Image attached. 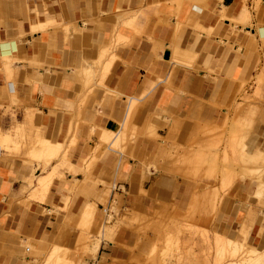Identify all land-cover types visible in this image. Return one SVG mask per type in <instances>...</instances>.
Instances as JSON below:
<instances>
[{
    "label": "crops",
    "instance_id": "crops-1",
    "mask_svg": "<svg viewBox=\"0 0 264 264\" xmlns=\"http://www.w3.org/2000/svg\"><path fill=\"white\" fill-rule=\"evenodd\" d=\"M120 127L137 134L123 150L103 139ZM232 149L264 166V0H0V264L57 247L80 264H139L148 226L132 220L158 226L171 210L263 252L257 181L205 203L229 179L196 167L217 152L233 164ZM107 200L121 217L108 221Z\"/></svg>",
    "mask_w": 264,
    "mask_h": 264
},
{
    "label": "rangeland",
    "instance_id": "rangeland-1",
    "mask_svg": "<svg viewBox=\"0 0 264 264\" xmlns=\"http://www.w3.org/2000/svg\"><path fill=\"white\" fill-rule=\"evenodd\" d=\"M234 124L241 126V124H239L236 121L234 122ZM243 127L245 129L251 130L252 121L250 122V124L246 123ZM122 133H123L122 134L123 137L128 134L127 132H123V131ZM135 135L137 136V134ZM238 135L239 133L236 132L232 134L230 140L231 148L233 144L237 143V140L238 141L243 140L242 138H240L239 140ZM114 142L113 144L109 143L110 147L115 148L117 146L123 145L122 150L126 147L125 142L123 143L120 140ZM220 143L221 141H219L215 147L219 149ZM60 151L61 150H59V153ZM232 151H233L232 159L229 157H225L224 160L225 162L232 160L233 164H224L222 166L216 164L217 156L219 155V152H217V154L215 155L216 158L213 159L212 164H201L196 167L198 173H200L199 171H202V169L207 167L206 169L207 177L215 178L221 172L229 179L227 181H223L220 188L215 187L214 189V191H217L218 193L217 204L211 203L210 199L212 196L206 198L205 203L207 204V208L210 205H212L213 207L214 206L217 207L218 205V209H219L221 204H223V202L229 198L230 187L233 184L234 180L237 178L250 177L252 180L255 181H263V177L262 179H258L257 177L260 176L261 170L264 172V166L259 165L258 162L242 163L240 162L239 159L236 158L237 150L232 149ZM240 151L238 150V152ZM59 153L57 154V157L59 156ZM241 157L245 158L248 156L241 155ZM251 169H256V170L260 169V170L255 171V173H251ZM256 172L259 174H256ZM110 188H112V184L110 185ZM263 199L264 198L262 195L260 198H257L256 201L260 202ZM108 204L109 201L107 200L105 202V207L102 210L108 221H111L114 218L115 214L121 217L122 214L120 212V204L118 203V201L114 200L111 207H109ZM216 207H214V209H217ZM170 214L173 217L164 219L160 224H158V226L152 222L139 221L136 218L132 220V224L137 226L135 230H138L141 227L140 225L148 226L146 228L139 229L137 232L138 239L139 240L144 239V241L143 242L140 241V244L138 245L139 252L143 257V260H138L139 264H159V263L173 264V262H177V264H230L231 261L239 260L244 256V252L246 251L245 247L242 248L239 252L235 253V251L231 248V246H229V244H228L229 248L226 246L225 240L221 238H217L216 231L214 232L213 230L209 229L205 223L196 221L195 215L189 218L190 217L189 214L186 216V214H178L176 212H173L172 210L170 211ZM215 214L217 215V217H220L221 212L218 211V213ZM178 219H180L182 222H176ZM153 225H155V227H152ZM108 228L109 227L106 226V229ZM236 232L238 234L237 235L238 241L246 243L247 240L250 238L249 232L245 230H240V231L236 230ZM91 235H88L87 238L90 239ZM246 245L248 248L253 247L251 246L252 244L249 243H246ZM60 251L61 250L58 249L57 247L54 250V253L50 255L45 260L44 263H47L50 260V258L57 256V257H61V259L65 261V264H75V263L80 264V262H76L73 260L71 261L67 259V255L61 254ZM162 253L163 256L161 257ZM30 264H36V263L32 261L30 262ZM37 264H43V263H37Z\"/></svg>",
    "mask_w": 264,
    "mask_h": 264
},
{
    "label": "bare ground",
    "instance_id": "bare-ground-1",
    "mask_svg": "<svg viewBox=\"0 0 264 264\" xmlns=\"http://www.w3.org/2000/svg\"><path fill=\"white\" fill-rule=\"evenodd\" d=\"M6 59V58H5ZM95 71V70H94ZM89 81V80H88ZM156 113H154V115H155ZM157 114H158V112H157ZM159 115V114H158ZM157 115V116H158ZM159 117H161V116H159ZM162 118V117H161ZM148 119V118H147ZM153 119V118H152ZM164 120H165V118H164ZM150 122L152 121L151 119L149 120ZM157 121V120H156ZM146 122H148V121H146ZM150 122L148 123V125L146 124V128H147V126H148V128H149V125H150ZM153 122H154V120H153ZM153 122H151V123H153ZM155 123H158V122H155ZM160 123V122H159ZM158 123V125H160ZM161 123H162V121H161ZM177 123V122H176ZM138 125V124H137ZM144 125V124H143ZM155 125V124H154ZM125 126H127V124L125 123ZM153 126V125H152ZM139 127H141V126H139ZM151 127V126H150ZM156 127V126H155ZM142 128V127H141ZM145 128V127H144ZM144 128L143 129H141V130H143V133H144ZM147 128V129H148ZM135 129V128H134ZM146 129V130H147ZM154 129V128H153ZM132 130V129H131ZM139 130H140V128H139ZM146 130H145V132H146ZM149 130V129H148ZM148 130H147V132H148ZM152 130V129H151ZM122 129H121V127L119 128V130L118 131H111V133H110V135L108 136V137H106V138H103L107 143H112L113 144V142L114 141H118V140H120L121 142H123V141H125V142H128V141H132V140H134L135 139V134L134 135H130V134H127V135H125V136H128V138H126L125 136L123 137V133H122ZM152 131H154V130H152ZM142 132V131H141ZM146 132V133H147ZM135 133V132H134ZM145 133V134H146ZM149 133V132H148ZM147 133V134H148ZM150 134V133H149ZM155 135H156V133H155ZM147 136V135H146ZM148 136H150V135H148ZM154 136V135H153ZM157 136V135H156ZM152 137V136H151ZM124 139H126V140H124ZM48 142V141H47ZM46 142V143H47ZM50 142V141H49ZM115 143V142H114ZM48 144V143H47ZM118 144V143H117ZM126 145H127V143H125ZM42 145H46V144H42ZM47 146V145H46ZM45 146V148H47ZM53 146H54V144H53ZM42 147H44V146H42ZM35 149V148H34ZM59 149H60V147H58V149L55 147V150H54V147H53V150H52V152L50 153V155L48 156V157H45L44 159H46V163H48V162H50V160H52V159H54L56 156H57V154H58V152H59ZM45 150H47V149H45ZM42 152H44V151H42ZM44 153H46L47 154V151H45ZM39 155V154H38ZM39 156H41V153H40V155ZM35 157V156H34ZM33 157V158H34ZM53 175H54V172H52V173H50L49 175H47V176H41V177H39V179H38V188L36 189V191L37 190H39L40 192H41V194L43 195V194H45V192H47V190L49 189V187H50V184H51V179H52V177H53ZM33 177V176H32ZM259 179V178H258ZM31 183H32V180H31ZM257 183L259 184V190H258V194H257V197L256 198H260V195H261V193H263V188H264V182L263 181H257ZM37 193H39L38 191H37ZM37 193H36V195H37ZM262 196V195H261ZM39 198V197H38ZM42 199V198H41ZM255 201V200H254ZM103 202V201H102ZM253 202V201H252ZM256 203H257V201H256ZM188 213V212H187ZM186 213V214H187ZM188 215V214H187ZM169 231V230H168ZM170 233V232H169ZM162 236V235H161ZM172 236V235H171ZM230 236H231V234H230ZM169 237V236H168ZM173 237V236H172ZM164 239V238H163ZM155 246V245H154ZM229 246H231V248L235 251V253H237V252H239L242 248H244L245 247V245L244 244H242V243H239V242H237V241H235V240H229ZM157 247V246H156ZM164 250V249H163ZM264 250V249H263ZM155 251V250H154ZM159 252V251H158ZM163 252V251H162ZM163 256V253H162V255H161V257ZM163 260V259H162ZM161 262V261H160ZM162 263V262H161ZM43 264H65V261L64 260H62L61 259V257H52V258H50V260L47 262V263H43ZM160 264V263H159ZM163 264V263H162ZM230 264H264V251L263 252H260V251H257V249H249V250H246L245 252H244V256L241 258V259H239V260H236V261H231V263Z\"/></svg>",
    "mask_w": 264,
    "mask_h": 264
}]
</instances>
